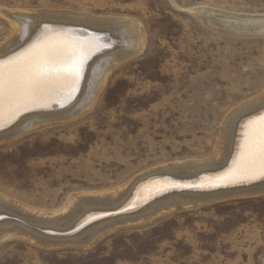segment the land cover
Masks as SVG:
<instances>
[{
  "label": "rangeland",
  "instance_id": "374dc122",
  "mask_svg": "<svg viewBox=\"0 0 264 264\" xmlns=\"http://www.w3.org/2000/svg\"><path fill=\"white\" fill-rule=\"evenodd\" d=\"M198 7L264 14V0H0V43L13 38L3 13L18 8L131 17L144 30L143 49L112 69L91 110L0 143V192L54 210L74 193L211 156L225 115L264 90V34L205 25ZM79 244L10 238L0 243V264H264V191Z\"/></svg>",
  "mask_w": 264,
  "mask_h": 264
},
{
  "label": "bare ground",
  "instance_id": "6f19581e",
  "mask_svg": "<svg viewBox=\"0 0 264 264\" xmlns=\"http://www.w3.org/2000/svg\"><path fill=\"white\" fill-rule=\"evenodd\" d=\"M18 9L3 13L11 23L13 38L0 43V60L17 55L38 41L57 39L90 44L92 51L74 90L61 86L48 97L45 106H32L15 114L7 108L0 112V143L87 113L112 69L144 47L142 25L131 17L72 9ZM193 10L205 25L229 34H264V14L231 13L211 7ZM257 95L241 101L225 115L209 157L154 166L118 185L74 193L54 210L37 208L0 192V243L21 238L47 248L71 242L90 245L111 230L143 223L165 212L262 193L264 179L212 186L239 162L245 125L264 114V90ZM111 210L115 213L107 215Z\"/></svg>",
  "mask_w": 264,
  "mask_h": 264
},
{
  "label": "snow or ice",
  "instance_id": "6c2138e0",
  "mask_svg": "<svg viewBox=\"0 0 264 264\" xmlns=\"http://www.w3.org/2000/svg\"><path fill=\"white\" fill-rule=\"evenodd\" d=\"M91 51L90 44L57 39L38 41L0 60V112L7 108L15 114L32 106H45L48 97L61 86L74 90ZM255 179H264V114L245 125L239 162L212 186Z\"/></svg>",
  "mask_w": 264,
  "mask_h": 264
},
{
  "label": "water",
  "instance_id": "95a60500",
  "mask_svg": "<svg viewBox=\"0 0 264 264\" xmlns=\"http://www.w3.org/2000/svg\"><path fill=\"white\" fill-rule=\"evenodd\" d=\"M133 210L134 208H130V210ZM127 210H129V209H127ZM126 210V211H127ZM120 212H124V211H116V213H120ZM113 213H115L113 210H111V211H108V214L107 215H111V214H113ZM73 229V228H72ZM67 232V231H66ZM68 233H70L69 231H68ZM57 234H58V232H57Z\"/></svg>",
  "mask_w": 264,
  "mask_h": 264
}]
</instances>
